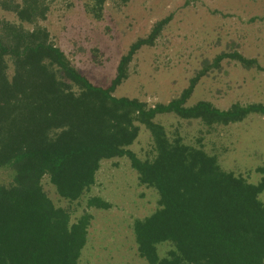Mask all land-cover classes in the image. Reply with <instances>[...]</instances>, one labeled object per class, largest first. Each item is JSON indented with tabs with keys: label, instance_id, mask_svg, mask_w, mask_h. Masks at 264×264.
<instances>
[{
	"label": "trees",
	"instance_id": "trees-1",
	"mask_svg": "<svg viewBox=\"0 0 264 264\" xmlns=\"http://www.w3.org/2000/svg\"><path fill=\"white\" fill-rule=\"evenodd\" d=\"M107 1L85 0V9L100 20ZM0 7L19 21L0 19V169L13 172L10 184H0V264H79L92 216L71 222L42 179L47 176L61 198L74 202L95 183L101 161L115 157H127L139 184L159 196L158 209L133 222L137 253L149 264H264V178L252 183L224 170L216 155L186 143L178 131L169 135L156 120L173 114L211 128L264 116L262 103L235 102L225 109L208 100L187 103L201 77L222 60L264 71L257 59L237 51L218 54L177 97L149 105L114 91L169 16L129 45L103 87L83 75L39 24L47 17L46 0H0ZM140 126L151 136V159L129 149ZM87 206L111 205L91 197ZM162 242L171 247L161 258Z\"/></svg>",
	"mask_w": 264,
	"mask_h": 264
},
{
	"label": "rangeland",
	"instance_id": "rangeland-1",
	"mask_svg": "<svg viewBox=\"0 0 264 264\" xmlns=\"http://www.w3.org/2000/svg\"><path fill=\"white\" fill-rule=\"evenodd\" d=\"M46 3L47 17L39 24L83 75L103 87L110 84L129 45L146 36L156 21L170 17L155 44L135 54L128 78L114 91L117 97L138 98L149 105L167 103L223 52L237 51L264 67V0H108L100 20L86 11L85 0ZM0 19L19 23L1 7ZM199 100L221 109L235 102L264 104V71L224 59L201 77L187 103ZM156 120L169 135L178 131L186 143L216 155L224 170L252 183L264 178V116L251 114L241 122L211 128L173 114H159ZM140 128L129 149L141 159H151V136ZM12 178L10 169H0V184L8 185ZM42 187L55 206L69 211L71 222L85 213L92 216L79 264H149L137 253L133 222L156 211L159 196L154 188L139 184L127 157L101 161L95 183L77 201L61 198L47 176ZM91 197L109 202L110 208L88 207ZM259 197L264 203V191ZM170 247L160 243L159 257Z\"/></svg>",
	"mask_w": 264,
	"mask_h": 264
}]
</instances>
